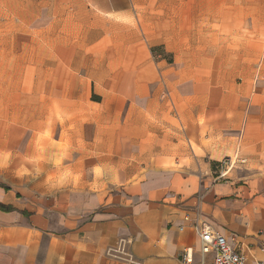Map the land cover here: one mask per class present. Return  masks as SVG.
<instances>
[{
  "label": "crops",
  "instance_id": "obj_1",
  "mask_svg": "<svg viewBox=\"0 0 264 264\" xmlns=\"http://www.w3.org/2000/svg\"><path fill=\"white\" fill-rule=\"evenodd\" d=\"M58 1L64 2L58 17L91 19L85 33L96 30L89 44H96L105 33L112 40L113 52H120L112 60L107 51L105 58L82 56L79 61L78 47L60 43L55 56L62 64L95 66L90 73L95 77L89 80L100 82L101 87L114 73L110 66H138L136 97L143 101L137 112L131 105L135 95L99 93L107 103L103 111L107 136L99 139L90 132L83 140L100 146L102 153L119 143L126 156L133 142L114 131L127 128V136L145 146L143 161H173L174 168L156 165L143 174L125 171L118 185L95 191L83 183H69L54 190L29 188L20 193L0 184V205L10 208L0 210V264H122L114 256L141 264H181L180 255L186 249L192 254V264H213V253L200 252L192 228L195 223L209 224L231 246L264 259L259 251L264 247V29H257L264 28V0H249L256 29H226L222 24L221 29H173L181 36L177 42L186 49L195 48V35H213L202 38L200 44L203 50L216 51L201 56L202 73H194L193 54L188 53L184 72L174 73L177 79L169 96L178 126L163 121V106H155L158 92L147 85L155 73L150 61L139 56L145 54L143 33L151 17L146 4L150 0ZM236 1L241 7L242 0ZM77 2L79 8L74 6ZM207 5L199 9L198 17H225V10L214 11ZM165 10L177 17L172 7ZM190 10L187 19L194 18ZM153 16L158 17L159 11ZM174 23L170 21L173 27ZM160 44L159 39L152 43ZM164 64L163 60L154 63L161 67L160 73L165 71ZM98 66L106 67L104 77H96ZM89 103L91 109L96 102ZM146 114L153 115L154 123ZM149 134L155 137L157 150L148 149ZM110 151L97 160L110 162ZM236 152L245 164L229 175L228 182H215L213 165ZM118 246L125 255L110 251Z\"/></svg>",
  "mask_w": 264,
  "mask_h": 264
},
{
  "label": "rangeland",
  "instance_id": "obj_2",
  "mask_svg": "<svg viewBox=\"0 0 264 264\" xmlns=\"http://www.w3.org/2000/svg\"><path fill=\"white\" fill-rule=\"evenodd\" d=\"M146 4L151 17L146 19L143 33L146 38L145 54L140 52L139 56H145V61H150L155 73L154 78L147 82L148 89L156 90L159 95L154 105L163 106V121L178 126L173 116L174 104L169 96L177 79L174 73L184 72L187 53L193 54L194 73H202L205 67L201 65V56L213 55L216 51L203 50L200 44L202 38L213 35H195V48L186 49L184 44L177 42L181 36L172 33L173 29H186V26L189 29H221L219 24L225 25L226 29H256L249 12L251 2L242 0L241 7H237L239 2L236 0L209 3L176 0V5L166 0H150ZM206 4L214 11L225 10V17H198L199 9L205 8ZM60 6L63 9L64 2L58 0H0V184L15 188L20 193L29 188L38 192L54 190L69 183H83L95 191L106 189L108 185H118L125 171L143 174L147 168L156 165L174 168L173 161H143L145 146L138 145L136 137L129 138L127 128L115 129L114 132L133 142L128 147L129 155H122V147L118 143L114 149L110 147L111 151L108 150L113 157L110 162L97 160L108 152H100V146L88 145L83 139L90 132L99 139L107 136V121L103 112L107 103L102 101L99 93H131L135 95L131 105L137 112L139 103L143 101L136 97L139 81L134 75L138 66L124 63L110 66L114 73L101 87L100 82L89 80L95 77L90 74L95 66L68 67L62 64L55 56L60 43L78 47L79 61H82V56L105 58L107 51L112 60L120 52L116 49L113 52L112 40H107L105 33L97 45L89 44L88 38L96 30L85 33L91 19L58 17ZM74 6L79 8L81 3H74ZM169 7L177 12V17L165 10ZM190 9L194 13L193 19L185 17ZM83 20L87 22L83 23ZM170 21L175 22V27ZM103 22L105 24V20ZM257 29L264 28L259 26ZM158 39L162 44L152 45ZM161 60L165 63L163 73H160L161 67L154 65ZM98 69L96 77H104L106 67L98 66ZM170 77L174 78L171 82ZM89 101L97 104L94 103L90 109ZM146 117L154 123L152 114H146ZM155 141V137L149 134L148 149H158L154 146ZM144 142L145 139H142ZM153 153L150 151V154Z\"/></svg>",
  "mask_w": 264,
  "mask_h": 264
},
{
  "label": "built area",
  "instance_id": "obj_3",
  "mask_svg": "<svg viewBox=\"0 0 264 264\" xmlns=\"http://www.w3.org/2000/svg\"><path fill=\"white\" fill-rule=\"evenodd\" d=\"M245 164V159H242L238 152L231 157H226L213 165V174L215 182H228L229 175L240 169ZM193 230L199 238L200 252L204 255L213 253V264H264V259L256 256L249 257L245 252L230 245L224 235L212 229L207 223L193 224ZM117 254H123L121 246L110 250ZM259 251L264 253V247H260ZM115 259L122 264H141L130 257ZM181 264H192L193 258L189 249L183 250L180 255Z\"/></svg>",
  "mask_w": 264,
  "mask_h": 264
},
{
  "label": "trees",
  "instance_id": "obj_4",
  "mask_svg": "<svg viewBox=\"0 0 264 264\" xmlns=\"http://www.w3.org/2000/svg\"><path fill=\"white\" fill-rule=\"evenodd\" d=\"M10 208H8V207H4V206H2V205H0V210H2V211H6V210H9Z\"/></svg>",
  "mask_w": 264,
  "mask_h": 264
}]
</instances>
